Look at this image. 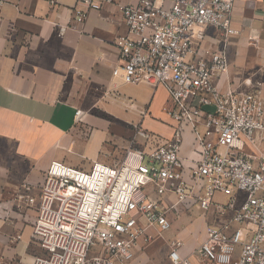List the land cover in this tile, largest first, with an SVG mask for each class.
Wrapping results in <instances>:
<instances>
[{
    "label": "built area",
    "instance_id": "built-area-1",
    "mask_svg": "<svg viewBox=\"0 0 264 264\" xmlns=\"http://www.w3.org/2000/svg\"><path fill=\"white\" fill-rule=\"evenodd\" d=\"M114 0H76L72 18ZM4 1L0 0L1 8ZM234 0H127L118 3L126 33L115 44L119 63L112 75L128 84L162 85L177 124L172 138L148 150H128L114 164L85 171L52 161L43 177L33 236L43 250L31 264H130L147 228L171 229L176 206L201 213L217 209V193L232 209L222 225L208 223L196 255L210 264H264V97L257 91L220 90L227 69V37ZM214 27L223 34L216 49H201L193 31ZM76 110V118L81 116ZM199 146L186 175L179 154L182 126ZM147 138L148 134H143ZM235 192L245 194L236 203ZM172 195L174 201L168 203ZM170 242L171 264H193ZM95 251L92 252V248Z\"/></svg>",
    "mask_w": 264,
    "mask_h": 264
},
{
    "label": "crops",
    "instance_id": "crops-1",
    "mask_svg": "<svg viewBox=\"0 0 264 264\" xmlns=\"http://www.w3.org/2000/svg\"><path fill=\"white\" fill-rule=\"evenodd\" d=\"M0 17V264H31L43 255L33 226L40 187L52 161L88 171L114 164L128 150H148L172 138L177 124L162 85L128 84L112 75L119 63L115 40L126 33L118 3L90 10L83 23L72 18L76 0H3ZM236 33L227 37L228 66L220 90L259 91L264 97V0H234ZM193 31L201 49H216L223 34L214 27ZM82 114L76 118V110ZM179 154L185 173L199 158L191 129L182 127ZM150 135L148 138L143 134ZM239 205L245 198L235 192ZM217 209L204 214L177 205L171 235L157 225L140 238L130 264H171L170 242L179 238L182 256L193 264L208 223L222 225L232 209L217 193ZM168 203L174 201L172 195ZM188 212H190L188 214ZM182 213V216H180Z\"/></svg>",
    "mask_w": 264,
    "mask_h": 264
},
{
    "label": "rangeland",
    "instance_id": "rangeland-1",
    "mask_svg": "<svg viewBox=\"0 0 264 264\" xmlns=\"http://www.w3.org/2000/svg\"><path fill=\"white\" fill-rule=\"evenodd\" d=\"M189 213H190V212H188V214H189ZM180 216H182V213H181ZM173 223H174V222H173ZM171 230H172V229H170V230L167 232V234H170V235H171V234H172V233H171ZM95 250H96L95 247H93V248H92V252H94Z\"/></svg>",
    "mask_w": 264,
    "mask_h": 264
}]
</instances>
